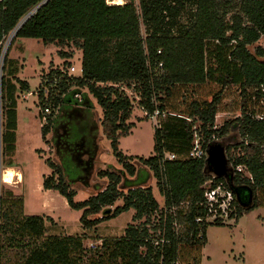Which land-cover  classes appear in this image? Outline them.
<instances>
[{
  "label": "trees",
  "instance_id": "trees-1",
  "mask_svg": "<svg viewBox=\"0 0 264 264\" xmlns=\"http://www.w3.org/2000/svg\"><path fill=\"white\" fill-rule=\"evenodd\" d=\"M138 1L139 11L131 2L108 5L105 0H0V44L18 27L14 39H37L44 46L73 44L81 50L80 76L67 74L69 63L46 75L39 88L40 109H58L73 101L70 95L77 91L73 85L85 87L102 110V133L129 176L135 174L130 162L133 157L123 155L118 148L119 138L128 133L131 113V101L122 87L138 95L146 112L158 111L160 115L166 111L154 130L153 156L137 158L156 180L163 199L161 208L148 188H133L123 196L118 189L120 176L109 171L99 173L108 179V185L83 202L74 201L75 193L60 168L55 171L57 178L51 175L44 179L43 188L56 191L70 209L82 210L80 222L85 228L130 209L135 212V220L143 219L141 228L131 226L122 238L104 244L111 264H199L191 250H186L185 259H181L182 249L204 247L207 226L221 222H196V218L208 214L203 185L212 176L206 170L205 158L187 157L194 135L201 137L205 148L213 138H224L237 127L243 142L227 146L225 154L234 167L245 165L252 177H233L236 200L231 203L234 210L228 219L238 222L244 214L264 207L258 196L264 191V118L258 119L257 112L247 110L244 100L240 117L215 128L218 95L210 102L192 101L185 115L169 112L164 97H170L176 86L212 82L222 88L239 85L244 94L248 87H254L255 99L264 107V60L258 59L264 58V0ZM261 38L263 45L252 54L248 46ZM59 55L65 61L71 58L63 51ZM0 70V156L8 169L15 167L10 158L17 141V101L20 94L30 92V87L18 77L23 70L18 59L6 54ZM44 123L42 135L49 133L53 120L48 115ZM239 148L243 151L234 155L232 150ZM165 154L175 158L170 160ZM217 183L226 186L221 176L213 178L212 186ZM120 197L122 205L111 214L89 219L113 206ZM7 205L8 198L1 196L0 233L10 231L19 238L42 234L40 216L11 224ZM155 214L158 219L151 223ZM20 264L72 261L68 244L53 237L44 248L32 247L27 253L23 250Z\"/></svg>",
  "mask_w": 264,
  "mask_h": 264
},
{
  "label": "rangeland",
  "instance_id": "rangeland-1",
  "mask_svg": "<svg viewBox=\"0 0 264 264\" xmlns=\"http://www.w3.org/2000/svg\"><path fill=\"white\" fill-rule=\"evenodd\" d=\"M130 2L139 9L138 0H105L108 5ZM140 32L144 35L142 25ZM262 45L261 38L248 46V50L253 54L255 48ZM0 47V68L6 54L18 59L23 68L18 77L27 81L30 87V92L20 94L17 101V141L13 159L10 158L15 165L13 170L3 167L0 156V197L5 195L8 198L6 207L9 218L12 219L11 224L29 216H40L43 219V232L37 238H19L10 231L0 233V264H20L23 250L27 253L32 247L44 248L53 237L68 244V257L72 264H111L106 245L122 238L131 226L141 228L143 219L135 220V212L130 209L91 228H85L80 222L82 210L70 209L65 199L56 191L43 188V181L51 175L57 178L55 171L60 168L66 184L75 193L74 201L79 203L96 196L108 185V179L100 177L99 173L109 171L120 176L118 189L123 196L133 188H148L161 208L163 199L156 180L149 168L137 158L147 159L153 156L154 130L165 118L166 111L160 115H156V111L153 114L146 112L138 102V95L132 89L122 87L131 101V113L127 121L128 133L119 138L118 148L123 155L133 157L130 162L135 168V174L129 176L114 157L110 141L102 133V110L85 87L75 88L73 85L72 89L77 90L70 95L73 101L63 103L58 109L51 106L48 112L40 109L39 88L41 84L44 85L46 75L53 68L62 69L69 63L70 67L75 68V72H70L68 68L67 73L80 76L81 50L73 44L62 47L55 44L44 46L37 39H14L13 32L5 36ZM59 51L71 54V58L65 61L60 57ZM254 92V87H248L244 94L239 85L222 88L218 84L206 82L201 85L176 86L172 95L164 97V101L169 112L185 115L192 101L210 102L218 95L220 101L214 127L220 128L224 122L240 117L244 100L247 110L261 115L264 107L261 102L256 101ZM41 115H49V119L53 120L46 135L41 132V126L45 124ZM198 125L196 122L195 127ZM242 142L237 127H233L226 137L213 138L205 146L208 153L216 147L221 149L227 180L231 177V168L225 157L226 147ZM232 151L234 155H238L243 150L239 148ZM206 162L208 174L216 176L212 165L208 160ZM9 173L10 178L5 179ZM17 173L20 174L19 179ZM8 193L11 196L6 195ZM258 196L264 206V191L258 193ZM120 205L122 197L109 208V214ZM102 216L104 215L99 213L89 219ZM157 219L155 214L151 217V223H155ZM222 221L218 225L207 226L204 247L183 248L181 259H185L186 250H191L199 264H264V207L244 214L238 222L226 217Z\"/></svg>",
  "mask_w": 264,
  "mask_h": 264
},
{
  "label": "built area",
  "instance_id": "built-area-1",
  "mask_svg": "<svg viewBox=\"0 0 264 264\" xmlns=\"http://www.w3.org/2000/svg\"><path fill=\"white\" fill-rule=\"evenodd\" d=\"M17 29L18 27H16L12 31L13 34H15L14 31H16ZM69 70L70 72H75V68L73 66H71ZM68 75L70 76L71 74H68ZM75 96H78V95H75ZM48 111L49 110L45 108L42 112H48ZM155 114L159 115V112L156 111ZM262 118H264V110L261 113V115L258 117V119H262ZM43 120H45V117L43 118ZM196 137H199V139H196ZM207 151L208 150L203 148L201 144V137L195 134L194 140L191 145V149L187 157L192 158V159L205 158V160L207 161L209 158L208 156L209 153ZM166 157L170 160L175 158V156L173 155H167ZM225 157H226V154H225ZM229 166L231 168V174L229 173V175H231L230 179L227 180L225 177L226 175L221 176L224 178L226 186H224L222 183H217L214 186H212L213 178L215 176H212V179L208 180L203 185L204 198L206 202L205 207L208 210V214L204 218L202 217L196 218V222L198 223L203 222V221L214 222V221L220 220V222L222 223L223 222L222 218L226 217L227 219L230 212L234 210L231 207L232 206L231 203L236 200L235 191L233 189L234 187L233 177L238 174L240 177H244L249 180H252L251 174L245 165H237L236 167H234L232 164L229 163Z\"/></svg>",
  "mask_w": 264,
  "mask_h": 264
},
{
  "label": "water",
  "instance_id": "water-1",
  "mask_svg": "<svg viewBox=\"0 0 264 264\" xmlns=\"http://www.w3.org/2000/svg\"><path fill=\"white\" fill-rule=\"evenodd\" d=\"M16 31H14V33H16ZM208 162L210 163V165H212L213 171L215 172L216 176H223L225 174V164L223 161L222 151L219 147H216L211 152H209ZM109 213L110 209L108 208L104 210L102 214L106 215Z\"/></svg>",
  "mask_w": 264,
  "mask_h": 264
},
{
  "label": "crops",
  "instance_id": "crops-1",
  "mask_svg": "<svg viewBox=\"0 0 264 264\" xmlns=\"http://www.w3.org/2000/svg\"><path fill=\"white\" fill-rule=\"evenodd\" d=\"M8 169H12V170H13V168H8ZM18 174H19V173H17V175H16V176L18 177L17 179H19V177H20V174H19V175H18ZM201 263H202V262H201Z\"/></svg>",
  "mask_w": 264,
  "mask_h": 264
},
{
  "label": "clouds",
  "instance_id": "clouds-1",
  "mask_svg": "<svg viewBox=\"0 0 264 264\" xmlns=\"http://www.w3.org/2000/svg\"><path fill=\"white\" fill-rule=\"evenodd\" d=\"M10 176H11V173H9V175L5 178V179H9L10 178Z\"/></svg>",
  "mask_w": 264,
  "mask_h": 264
},
{
  "label": "bare ground",
  "instance_id": "bare-ground-1",
  "mask_svg": "<svg viewBox=\"0 0 264 264\" xmlns=\"http://www.w3.org/2000/svg\"><path fill=\"white\" fill-rule=\"evenodd\" d=\"M0 179H2V175H0Z\"/></svg>",
  "mask_w": 264,
  "mask_h": 264
}]
</instances>
